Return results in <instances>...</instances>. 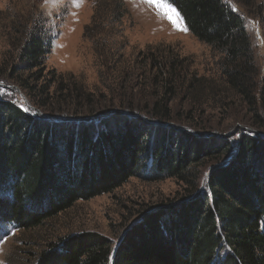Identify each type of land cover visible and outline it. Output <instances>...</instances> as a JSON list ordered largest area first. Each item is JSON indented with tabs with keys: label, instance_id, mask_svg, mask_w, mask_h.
Segmentation results:
<instances>
[{
	"label": "trees",
	"instance_id": "1",
	"mask_svg": "<svg viewBox=\"0 0 264 264\" xmlns=\"http://www.w3.org/2000/svg\"><path fill=\"white\" fill-rule=\"evenodd\" d=\"M171 3L189 32L221 56L226 85L249 106L258 104L264 78L244 20L222 0ZM121 8L116 1L95 5L97 16L110 14L113 22L125 16ZM52 44L43 32L31 35L22 51L26 70H44ZM165 96L144 117L105 115L71 127L34 117L0 97V228H38L135 177L191 184L194 167L219 160L207 192L145 211L117 244L81 233L50 243L36 264H264V137L238 133L236 152L221 162L231 155L230 142L163 127L171 115Z\"/></svg>",
	"mask_w": 264,
	"mask_h": 264
},
{
	"label": "rangeland",
	"instance_id": "2",
	"mask_svg": "<svg viewBox=\"0 0 264 264\" xmlns=\"http://www.w3.org/2000/svg\"><path fill=\"white\" fill-rule=\"evenodd\" d=\"M99 1L0 0V97L34 117L71 127L105 115L144 117L145 109L166 95L171 115L163 127L178 135L215 138L217 144L230 142L231 155L221 162L236 152L238 133L264 137V95L254 106L237 96L222 77L221 56L210 46L189 30L177 31L144 0H105L124 4L125 16L114 22L110 14L96 15ZM222 1L244 20L264 78V0ZM181 25L186 26L183 18ZM37 32L53 37V44L46 68L28 71L22 51ZM218 162L194 167L191 184L135 177L111 194L75 203L38 228L1 227L0 264H36L50 243L81 233L117 244L145 211L207 192Z\"/></svg>",
	"mask_w": 264,
	"mask_h": 264
},
{
	"label": "snow or ice",
	"instance_id": "3",
	"mask_svg": "<svg viewBox=\"0 0 264 264\" xmlns=\"http://www.w3.org/2000/svg\"><path fill=\"white\" fill-rule=\"evenodd\" d=\"M144 2L161 12L177 31H188L186 26L181 25L182 17L180 16L179 11L171 3V0H144ZM23 110L28 111L27 108H24Z\"/></svg>",
	"mask_w": 264,
	"mask_h": 264
}]
</instances>
